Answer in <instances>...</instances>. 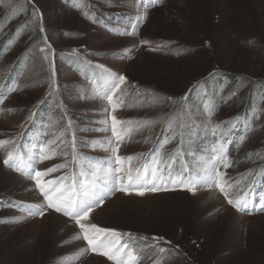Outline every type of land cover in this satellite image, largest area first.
<instances>
[{"label": "rangeland", "instance_id": "1", "mask_svg": "<svg viewBox=\"0 0 264 264\" xmlns=\"http://www.w3.org/2000/svg\"><path fill=\"white\" fill-rule=\"evenodd\" d=\"M133 25L134 35L121 34ZM99 65L117 81L126 77L115 112ZM0 99V140L15 137L25 158L39 143L58 145L37 167H67L46 179L81 174L73 133L77 153L114 176L131 167L150 177L157 153L171 165L158 172L159 191L140 196L116 184L89 216L119 233L109 239L130 244L137 264H264V0H0ZM109 113L124 136L115 154L100 146L116 144ZM213 146L230 161L217 167L230 198L247 202L244 211L215 185L193 194L168 179L170 171L177 181L187 177L185 168L203 175L219 155ZM4 155L0 148V264H114L81 251L86 241L69 217L29 215L43 197ZM84 171L90 175L87 162Z\"/></svg>", "mask_w": 264, "mask_h": 264}, {"label": "snow or ice", "instance_id": "2", "mask_svg": "<svg viewBox=\"0 0 264 264\" xmlns=\"http://www.w3.org/2000/svg\"><path fill=\"white\" fill-rule=\"evenodd\" d=\"M132 29L131 32L126 31L121 34L134 35L135 25L132 26ZM41 31H43V28H41ZM147 43L148 41H141V44ZM40 51L43 52L44 48H41ZM98 67L107 72V75L102 77V95L103 98L108 101V104L112 106V111L115 112L117 103L114 101V94L117 93V90H121V86L126 82V77L124 75H119L117 81L115 73L104 69L103 65H99ZM50 86L53 88L57 87L54 80ZM15 90L16 89H12V91ZM187 95L188 93L185 94V98ZM168 100L171 101L173 98L168 97ZM2 103L3 99H0V104ZM0 111H3V109H0ZM8 111L14 110L9 109ZM109 115L112 121L111 130L116 144L115 147H112V141L109 140L106 146H100L105 147L106 151L110 150L115 154L118 152L120 143L124 140V136L121 135V132L117 131L116 127L117 124L121 122L117 120L115 115L111 113H109ZM33 116L34 113H31L25 124H22L21 127H25ZM102 123H106V121H102ZM68 127H72L71 121H69ZM128 134H131V129L128 130ZM167 142L168 141L165 140L164 143ZM59 143L63 144L64 141H60ZM217 145H219V141ZM19 147L15 137L8 140H0V148H3L5 151L2 163L8 168H14L18 172H23L24 175L34 181L35 188L43 197V203L28 206L27 211L29 215H39L43 217L49 210L62 213L64 216L73 220L79 227L81 235L77 236V239L82 238L86 241L87 245V248L81 251L90 250L93 253H99L107 257L108 260L114 261V264H137L139 257L134 248L128 243H121L119 240L113 241L109 239L110 236H119V233L115 232L113 229L101 228L96 224L90 223L89 216L93 212L94 206L98 203L101 205L104 203L105 198L111 194L116 184L119 185V191L125 193L135 191L136 194L140 196H143L145 192L159 191L160 188L156 185V181L159 179L163 182L164 177L159 175L158 172L162 167H167L169 170L171 169L170 164L166 166L161 165L160 159L158 158L159 153H157V158L151 167L150 177L147 169L144 170L143 174H140L139 169L134 173L131 167L127 170L126 176H114L111 168L102 169L98 163L87 161L86 157H81L80 154L77 153V138L73 133L71 140L72 160H81V174L84 176V179L81 180V174H77L74 175L71 182H69L67 175L58 176L55 179H46L51 173L57 172L61 168H66L67 161L63 164L54 165L51 168H45L43 170L37 167L38 164L50 160L53 156L59 154L58 145L54 144L53 141H48L47 145L42 143L35 145L34 147H36L38 151L31 152L27 158L20 153ZM213 150L217 151L219 155L213 157L212 160L205 165L203 175L199 172H190L185 168V172L188 173L187 177L181 176L179 181H177L172 177L170 171L168 179L174 184L178 182L185 190L193 194L196 192L198 186L202 184L215 185V187L219 188V190L225 194V198L230 205L235 207L238 211H244L248 207L247 202L239 198L235 200L230 198L228 187H226L227 181L224 180V173L217 167L221 160L223 161V167L225 169L230 166L227 155L222 152V147L213 146ZM49 153H51V155ZM63 154L65 156L68 155L67 151H64ZM124 159L125 158L120 155H115V161L117 163H122ZM126 159L131 161L133 157L129 156ZM85 162H87V169L90 170V175L89 172L84 171ZM115 172L124 173V169L123 167L117 168ZM100 174L107 177L104 179L103 184H98V180L96 179ZM153 239L162 240L163 238L153 237ZM164 251L165 249H160L161 253Z\"/></svg>", "mask_w": 264, "mask_h": 264}, {"label": "bare ground", "instance_id": "3", "mask_svg": "<svg viewBox=\"0 0 264 264\" xmlns=\"http://www.w3.org/2000/svg\"><path fill=\"white\" fill-rule=\"evenodd\" d=\"M100 259V258H99ZM101 260V259H100ZM103 262V260H101ZM96 262V261H95Z\"/></svg>", "mask_w": 264, "mask_h": 264}]
</instances>
